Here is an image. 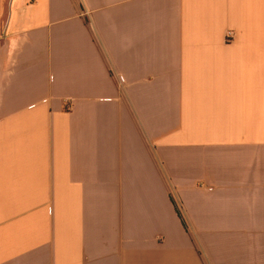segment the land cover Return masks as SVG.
Listing matches in <instances>:
<instances>
[{
    "label": "crops",
    "instance_id": "crops-1",
    "mask_svg": "<svg viewBox=\"0 0 264 264\" xmlns=\"http://www.w3.org/2000/svg\"><path fill=\"white\" fill-rule=\"evenodd\" d=\"M0 264H264V0H0Z\"/></svg>",
    "mask_w": 264,
    "mask_h": 264
},
{
    "label": "built area",
    "instance_id": "built-area-1",
    "mask_svg": "<svg viewBox=\"0 0 264 264\" xmlns=\"http://www.w3.org/2000/svg\"><path fill=\"white\" fill-rule=\"evenodd\" d=\"M233 37H234V33L232 31H227L225 33V42L231 41ZM119 81L122 83L123 82L122 78H119Z\"/></svg>",
    "mask_w": 264,
    "mask_h": 264
}]
</instances>
